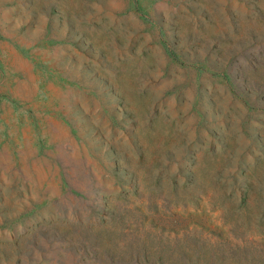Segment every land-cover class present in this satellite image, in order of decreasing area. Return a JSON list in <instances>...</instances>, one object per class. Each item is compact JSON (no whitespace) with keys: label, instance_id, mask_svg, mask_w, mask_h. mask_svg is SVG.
I'll list each match as a JSON object with an SVG mask.
<instances>
[{"label":"rangeland","instance_id":"1","mask_svg":"<svg viewBox=\"0 0 264 264\" xmlns=\"http://www.w3.org/2000/svg\"><path fill=\"white\" fill-rule=\"evenodd\" d=\"M0 264H264V0H0Z\"/></svg>","mask_w":264,"mask_h":264}]
</instances>
